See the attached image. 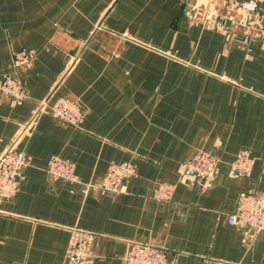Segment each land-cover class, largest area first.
I'll use <instances>...</instances> for the list:
<instances>
[{
    "label": "crops",
    "instance_id": "1",
    "mask_svg": "<svg viewBox=\"0 0 264 264\" xmlns=\"http://www.w3.org/2000/svg\"><path fill=\"white\" fill-rule=\"evenodd\" d=\"M245 1L0 0V80L19 77L28 94L0 92V155L13 147L29 160L0 199V264H126L133 242L173 264H264V229L225 219L240 192H264V0L248 35L226 27ZM22 49L31 64L13 73ZM58 98L80 105L78 125L51 114ZM199 150L219 159L214 176L179 177ZM244 153L248 175L230 166ZM56 156L84 183L98 184L111 161L135 174L121 192L84 194L47 171ZM162 181L176 188L157 202ZM73 227L95 239L90 257L69 263Z\"/></svg>",
    "mask_w": 264,
    "mask_h": 264
},
{
    "label": "built area",
    "instance_id": "2",
    "mask_svg": "<svg viewBox=\"0 0 264 264\" xmlns=\"http://www.w3.org/2000/svg\"><path fill=\"white\" fill-rule=\"evenodd\" d=\"M258 9V2L249 0L237 7L238 18H231L230 23L242 25L244 34L248 35L252 25L250 18ZM190 15L188 9L184 10ZM31 64V53L19 50L13 53L11 70L16 73L20 66ZM0 92L12 96L16 100L28 96L22 80L10 74L0 80ZM44 103L42 104L43 107ZM51 114L61 121L76 126L83 118L80 105L68 98H58L50 106ZM253 158L248 154H239L230 163L232 169L241 175L250 174L253 167ZM28 157L23 149L9 147L0 155V199L9 198L19 188V181L23 169L28 165ZM219 159L208 151H196L189 159L183 162L179 177L192 176L200 183L210 180L217 170ZM47 171L54 177L83 184L82 192L101 189L113 193L121 192L126 180L135 174V165L129 161H111L106 173L98 184L82 182L76 174L75 164L62 157H53L48 164ZM176 188V182L162 181L154 185L152 197L157 201H169ZM225 219L229 224L245 227L257 234L264 229V192L245 190L240 192L235 209L227 212ZM69 238L65 250L67 262L74 263L91 256L95 234L73 227L69 231ZM126 264H173L167 257L165 249L148 244L133 242L129 245L125 256Z\"/></svg>",
    "mask_w": 264,
    "mask_h": 264
},
{
    "label": "water",
    "instance_id": "3",
    "mask_svg": "<svg viewBox=\"0 0 264 264\" xmlns=\"http://www.w3.org/2000/svg\"><path fill=\"white\" fill-rule=\"evenodd\" d=\"M230 25V20L226 21V27H228Z\"/></svg>",
    "mask_w": 264,
    "mask_h": 264
}]
</instances>
